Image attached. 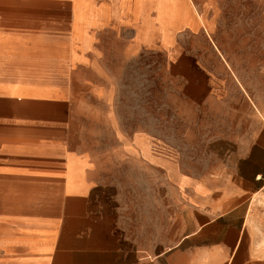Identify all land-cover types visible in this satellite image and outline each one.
<instances>
[{
    "label": "rangeland",
    "instance_id": "1",
    "mask_svg": "<svg viewBox=\"0 0 264 264\" xmlns=\"http://www.w3.org/2000/svg\"><path fill=\"white\" fill-rule=\"evenodd\" d=\"M211 1L0 33V264H264V0Z\"/></svg>",
    "mask_w": 264,
    "mask_h": 264
},
{
    "label": "crops",
    "instance_id": "2",
    "mask_svg": "<svg viewBox=\"0 0 264 264\" xmlns=\"http://www.w3.org/2000/svg\"><path fill=\"white\" fill-rule=\"evenodd\" d=\"M127 1L129 0H0V18H5L6 22L4 25L7 27L6 30L0 31V33H10V34H39L42 31L39 29H32V26L38 25L39 28L44 29L52 23L47 21L40 20L39 22L33 21L32 19L35 17L38 18H48L54 17L57 19L55 33L56 34H64V31L72 33H89L92 35H108L112 34L113 31V23L110 20V12L114 11L115 13L111 14V17L119 18L118 23L115 24V32L119 33V36L123 38V36L128 33V7ZM130 1H144V0H130ZM155 2L165 1L168 2L167 13L166 15L169 17L176 16V14L172 13L175 9V3L178 0H153ZM182 1V0H181ZM186 1V0H183ZM191 1V0H188ZM200 1V0H196ZM208 2H212L211 0H205ZM222 2V1H221ZM103 3V11H100V6ZM226 5H224V8ZM223 8V5H222ZM226 9V8H225ZM221 10V9H220ZM225 11V12H224ZM238 15H234V12L231 10H222V11H214L209 13V16L201 15L202 17V26L204 28V32L207 35L214 34H226L229 33V19L237 17ZM106 19H109L106 22ZM225 19H227V23H225ZM103 20V21H102ZM239 21V19H237ZM210 22L216 23V30L213 31L211 29ZM10 25L18 29H10ZM83 26L85 29H80ZM50 28V29H48ZM52 27H47L43 32L50 33L52 32ZM39 31V32H38ZM239 34V31H237ZM105 39L106 36H104ZM236 39V38H234ZM108 40H111L109 37ZM232 39L227 38L226 41ZM241 39L237 38L239 42ZM245 40V39H243ZM92 44L96 48V40L95 37L92 41ZM220 46V43H218ZM241 157L242 160L249 161L251 157L249 155L243 154ZM260 176V175H259ZM258 177V176H257ZM259 195V194H257ZM261 197V196H260ZM205 225V224H204ZM203 227V225H202Z\"/></svg>",
    "mask_w": 264,
    "mask_h": 264
},
{
    "label": "built area",
    "instance_id": "3",
    "mask_svg": "<svg viewBox=\"0 0 264 264\" xmlns=\"http://www.w3.org/2000/svg\"><path fill=\"white\" fill-rule=\"evenodd\" d=\"M260 180H261V176L256 177V181H260ZM258 194H260V196L264 198V182H263V186L258 191Z\"/></svg>",
    "mask_w": 264,
    "mask_h": 264
}]
</instances>
